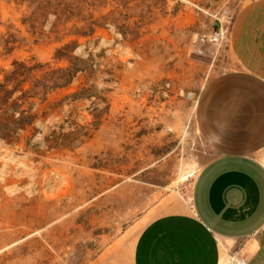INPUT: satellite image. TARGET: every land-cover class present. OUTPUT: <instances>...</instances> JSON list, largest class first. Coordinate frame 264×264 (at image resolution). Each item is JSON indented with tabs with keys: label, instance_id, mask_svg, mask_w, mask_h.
I'll use <instances>...</instances> for the list:
<instances>
[{
	"label": "rangeland",
	"instance_id": "rangeland-1",
	"mask_svg": "<svg viewBox=\"0 0 264 264\" xmlns=\"http://www.w3.org/2000/svg\"><path fill=\"white\" fill-rule=\"evenodd\" d=\"M246 1L0 0L4 70L15 59L55 65L61 42L32 31L96 26L75 51L96 71L50 94L41 133L0 141V264H92L187 197L213 155L195 127L197 97L229 67L228 28Z\"/></svg>",
	"mask_w": 264,
	"mask_h": 264
},
{
	"label": "crops",
	"instance_id": "crops-1",
	"mask_svg": "<svg viewBox=\"0 0 264 264\" xmlns=\"http://www.w3.org/2000/svg\"><path fill=\"white\" fill-rule=\"evenodd\" d=\"M228 52L197 97L195 127L213 155L187 197L92 264H226L231 253L264 264V0L234 14Z\"/></svg>",
	"mask_w": 264,
	"mask_h": 264
},
{
	"label": "trees",
	"instance_id": "trees-1",
	"mask_svg": "<svg viewBox=\"0 0 264 264\" xmlns=\"http://www.w3.org/2000/svg\"><path fill=\"white\" fill-rule=\"evenodd\" d=\"M74 2L82 5L86 4L87 0H74ZM57 9L59 12L55 11L53 14L61 20L66 15L65 9ZM65 19L70 20L68 17ZM82 20L87 21L88 18L82 17ZM95 31L96 26L92 22L79 28L64 30L55 28L50 30L49 34L44 31L30 32L36 39L47 35L61 42L54 51L55 65L48 61L15 59L8 70L0 68V75H2L0 78V141H17L27 131L31 133L29 139L41 133L36 124L48 117V111L40 113L39 109L43 103L49 101L50 94L68 87L79 73L90 76L96 71L90 53L86 58L75 54L79 46L78 38L91 37ZM68 36L75 38L64 40ZM60 62H65V65H56ZM71 96L76 99L80 95L75 92ZM49 136H55L54 130L44 138Z\"/></svg>",
	"mask_w": 264,
	"mask_h": 264
},
{
	"label": "built area",
	"instance_id": "built-area-1",
	"mask_svg": "<svg viewBox=\"0 0 264 264\" xmlns=\"http://www.w3.org/2000/svg\"><path fill=\"white\" fill-rule=\"evenodd\" d=\"M223 37V30L222 28H218L214 30L212 34V40L217 41ZM226 264H248L244 257L240 255H236L234 253H231L227 257Z\"/></svg>",
	"mask_w": 264,
	"mask_h": 264
}]
</instances>
